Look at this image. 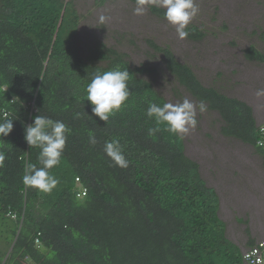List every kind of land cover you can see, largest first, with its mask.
<instances>
[{
  "label": "trees",
  "instance_id": "trees-1",
  "mask_svg": "<svg viewBox=\"0 0 264 264\" xmlns=\"http://www.w3.org/2000/svg\"><path fill=\"white\" fill-rule=\"evenodd\" d=\"M76 1L0 0V105L8 103L14 120L13 131L0 137V234L7 243L0 264H242L220 217L219 196L186 155L183 138L146 115L149 102H166L139 77L149 70L132 69L102 42L87 61L80 56ZM152 11L164 17V10ZM186 31L189 39L204 38L196 27ZM151 46L176 82L220 115L222 134L253 146L264 165L253 108L205 87L169 48ZM245 57L264 64V50L255 46ZM114 67L129 71L130 96L105 122L92 114L85 89L94 73ZM34 101L39 115L71 130L60 164L50 170L59 180L51 192L22 182L27 163L40 167V150L24 140ZM113 139L123 147L126 168L104 152Z\"/></svg>",
  "mask_w": 264,
  "mask_h": 264
},
{
  "label": "rangeland",
  "instance_id": "rangeland-1",
  "mask_svg": "<svg viewBox=\"0 0 264 264\" xmlns=\"http://www.w3.org/2000/svg\"><path fill=\"white\" fill-rule=\"evenodd\" d=\"M196 3L199 12L187 27H196L204 38L181 40L164 17L153 13L152 8L165 9L152 0L145 4L143 15H134L136 0H77L81 22L76 41L85 61L102 42L121 53L132 69H148L149 73L139 77L151 83L166 102L175 104L187 97L197 106L196 128L180 134L185 153L199 164L203 180L218 194L219 214L231 244L245 251L251 247L255 230H259L254 234L256 238L264 233L263 158L253 146L222 134L224 122L220 115L206 104V110L200 111L201 102L176 82L164 56L152 49L151 43L169 48L178 62L193 69L205 87L246 102L261 123L264 96L257 97L256 91L264 88V64L248 61L245 51L251 46L264 50V0ZM102 16L106 18L103 21ZM3 251H7V243L0 234V252Z\"/></svg>",
  "mask_w": 264,
  "mask_h": 264
},
{
  "label": "clouds",
  "instance_id": "clouds-1",
  "mask_svg": "<svg viewBox=\"0 0 264 264\" xmlns=\"http://www.w3.org/2000/svg\"><path fill=\"white\" fill-rule=\"evenodd\" d=\"M147 2L149 0H136L134 15H143ZM152 2L165 9L164 19L175 28L177 37L181 40L186 39L189 36V31H186V28L199 12L196 0H152ZM100 19L103 21L106 18L102 16ZM129 76V71L120 67L96 72L92 75L85 93L87 101L92 106L93 115L106 122L114 112L121 109L130 96ZM256 96H264V88L258 89ZM196 107L187 97L182 102L175 104L164 102L161 105L149 102L146 115L148 118L154 119L158 125H165L166 130L171 134H187L190 129H195L197 126ZM199 109L201 112L206 110L203 102L199 104ZM80 115V113L75 114L76 118H79ZM13 121L7 116L0 119V137H7L13 131ZM157 130L151 129L150 131ZM70 131L63 121L53 120L39 114L34 117L31 124L24 126V140L30 149L38 148L40 150L37 157L40 167L35 163H27L24 167L22 182L26 187L42 192H51L59 184V180L50 170L60 164L68 139L67 134ZM261 132L264 133V128H261ZM89 143L92 145L97 143L91 132L89 133ZM256 146L264 148V140L257 141ZM104 152L117 166L122 168L128 166V161L123 154V147L118 139L106 141ZM3 160L4 155L0 153V163Z\"/></svg>",
  "mask_w": 264,
  "mask_h": 264
},
{
  "label": "built area",
  "instance_id": "built-area-1",
  "mask_svg": "<svg viewBox=\"0 0 264 264\" xmlns=\"http://www.w3.org/2000/svg\"><path fill=\"white\" fill-rule=\"evenodd\" d=\"M16 103V99H12L9 104L14 105ZM8 103L0 105V119L7 116L10 117L11 113L7 109ZM29 113L30 118L28 124H31L34 120V117L38 114V109L35 101L29 105ZM261 128H264V123L258 125V141L264 140V133L261 132ZM258 148V147H257ZM262 153H264V148H258ZM79 182V179H77ZM80 198L86 197V190L84 189L79 195ZM242 259L245 264H264V238L257 242L254 246L249 248L247 251L242 253Z\"/></svg>",
  "mask_w": 264,
  "mask_h": 264
},
{
  "label": "bare ground",
  "instance_id": "bare-ground-1",
  "mask_svg": "<svg viewBox=\"0 0 264 264\" xmlns=\"http://www.w3.org/2000/svg\"><path fill=\"white\" fill-rule=\"evenodd\" d=\"M264 122V121H263ZM263 122H261V123H263ZM261 123H258V125L259 124H261ZM264 166V165H263ZM235 194V193H234ZM230 197V196H229ZM231 201V200H230ZM223 210V209H222ZM255 230V229H254ZM255 232H259V230H255ZM255 232L254 233H252V235H251V237H252V242L250 243V244H256L257 242H259L260 240H262L263 238H264V233L263 234H261L259 237H254V234H255ZM252 247V246H251ZM250 247V248H251ZM248 249H246L245 251H247ZM243 252V251H242Z\"/></svg>",
  "mask_w": 264,
  "mask_h": 264
}]
</instances>
